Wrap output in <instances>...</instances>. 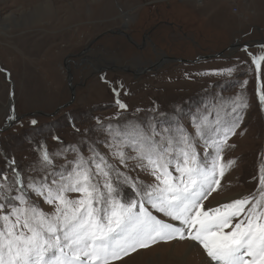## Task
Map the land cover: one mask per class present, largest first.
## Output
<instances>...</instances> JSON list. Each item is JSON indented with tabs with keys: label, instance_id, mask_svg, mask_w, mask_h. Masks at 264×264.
Segmentation results:
<instances>
[{
	"label": "rangeland",
	"instance_id": "374dc122",
	"mask_svg": "<svg viewBox=\"0 0 264 264\" xmlns=\"http://www.w3.org/2000/svg\"><path fill=\"white\" fill-rule=\"evenodd\" d=\"M261 42L264 0H0V128L9 117L10 91L15 117L43 114L23 118L1 133L0 172L6 170V159L14 158L25 177L42 176L33 171L41 144L53 154L56 170L71 168L73 148L88 158L93 142L117 164L102 146L107 137L98 121L113 126L125 120L178 121L194 133V118L206 117L212 126L217 119L229 121L236 115L233 101L242 97L236 103L247 107L236 110L242 120L222 153L223 162L235 163L218 177L220 184L203 207L249 196L257 191L264 167V61L259 67L253 63V57L264 56V47H253ZM242 44L250 48L238 47ZM218 53L224 54L191 63ZM87 58L96 63L95 70L78 73L87 68L85 63L77 66ZM164 58L190 63L156 68ZM103 66L109 68L107 73H98ZM68 77L78 83L73 90ZM72 94L69 107L48 117L68 104ZM196 150L201 157L212 151L202 143ZM130 175L153 182L139 169ZM121 189L123 197H133L130 187ZM78 195L68 193L70 199ZM32 199L44 212L54 211L40 197ZM149 210L165 222L177 223ZM187 240L157 242L113 264H212L202 246H189Z\"/></svg>",
	"mask_w": 264,
	"mask_h": 264
},
{
	"label": "snow or ice",
	"instance_id": "6c2138e0",
	"mask_svg": "<svg viewBox=\"0 0 264 264\" xmlns=\"http://www.w3.org/2000/svg\"><path fill=\"white\" fill-rule=\"evenodd\" d=\"M260 61L264 56L253 57L257 67ZM236 101L231 120L217 119L212 126L206 117L194 118V133L178 121L125 120L115 126L98 121L107 137L102 146L117 164L96 142L89 146L88 158L71 149L76 159L69 162L71 168L60 170L41 144L38 168L33 166L40 177H25L14 158L6 159V170L0 172V264H113L140 248L175 239L202 246L212 264H264V167L255 193L203 207L235 163L223 162L222 153L242 120L236 110L247 107ZM260 102L264 106V95ZM117 104L126 110L119 100ZM201 143L212 149L203 157L196 150ZM137 169L153 182L130 175ZM122 185L131 188L132 198L124 199ZM68 193L79 195L70 199ZM32 196L54 211L44 212ZM149 209L177 223L165 222Z\"/></svg>",
	"mask_w": 264,
	"mask_h": 264
},
{
	"label": "water",
	"instance_id": "95a60500",
	"mask_svg": "<svg viewBox=\"0 0 264 264\" xmlns=\"http://www.w3.org/2000/svg\"><path fill=\"white\" fill-rule=\"evenodd\" d=\"M238 47L250 48V46L247 45V44H242V45H239ZM253 47H264V43H262V42L261 43H257L256 45H253ZM232 48L233 47H230L231 50H232ZM230 49H228V51ZM223 54L224 53H218V54L211 55V56L198 57V58L195 59V61H193L191 63H197V62H200V61H206V60H210V59H214V58H219V57H222ZM163 61L164 62H159L155 67L158 68V67L162 66L164 63H180V64L190 63V62H187V61H184V60H181V59H169V58H164ZM151 70L152 69L150 67V68H147V69L142 70L141 73H145V72L151 71ZM133 75H135V74H133ZM69 82H70V79L68 77V83H67L68 86H69ZM10 87H11V84H10ZM71 90H73V88ZM11 92L12 91H10V99H9V116L14 117L15 119L14 120H9L8 119L6 121V123L0 128V134L3 133L4 131H7L15 122H18L22 118V117H15V115L13 113V99H12V93ZM72 101H73V94H72L71 100H70V102L68 104H65V105L57 108L56 111L53 114L48 115V117L54 116L56 113H58V110H60V109H65V108L69 107L72 104ZM35 115L42 116L43 114H41L39 112H35V113L28 114L26 116H35Z\"/></svg>",
	"mask_w": 264,
	"mask_h": 264
},
{
	"label": "flooded vegetation",
	"instance_id": "af4514ba",
	"mask_svg": "<svg viewBox=\"0 0 264 264\" xmlns=\"http://www.w3.org/2000/svg\"><path fill=\"white\" fill-rule=\"evenodd\" d=\"M84 63H85V65H86V67L87 68H85V67H83V68H80V71L81 72H78V73H80V74H83L84 72L83 71H86V69H92L93 71L95 70V67H96V63H93L92 61H89V59L87 58V60H85V61H81L77 66H81V65H84ZM107 64V63H106ZM106 64H104V66L106 65ZM70 65V64H69ZM72 65V64H71ZM108 66H113L114 64L113 63H108L107 64ZM103 66V68H101V70L100 71H98V73L99 72H105V73H107V71H105V70H107V69H109L108 67H104ZM115 66V65H114ZM140 66V65H139ZM72 67L74 68V66L72 65ZM82 67V66H81ZM141 67V66H140ZM116 68H117V65H116ZM128 71V70H127ZM102 72H101V74H102ZM132 76H133V74L132 73H130ZM89 75H91V73L89 74ZM137 76V75H136ZM98 77V76H97ZM100 78V77H99ZM74 79L72 78V79H70V82H69V86L70 87H74L75 88V86H77L78 85V83H75L74 81H73ZM85 82H86V80L84 81V83L83 84H85ZM86 85V84H85ZM78 87H76V89H77ZM29 114H31V113H29ZM22 118L20 119V120H22L23 118H31V117H33V116H21ZM19 120V121H20ZM1 135H3V134H0V136Z\"/></svg>",
	"mask_w": 264,
	"mask_h": 264
},
{
	"label": "bare ground",
	"instance_id": "6f19581e",
	"mask_svg": "<svg viewBox=\"0 0 264 264\" xmlns=\"http://www.w3.org/2000/svg\"><path fill=\"white\" fill-rule=\"evenodd\" d=\"M61 22V21H60ZM227 202V201H226ZM187 240V239H186ZM188 242H185L186 244H188L189 246L190 245H193L194 243H193V241H191L190 239L189 240H187ZM189 241L191 242V243H189ZM193 243V244H192ZM204 258V257H203ZM206 260V259H205ZM209 264V263H208Z\"/></svg>",
	"mask_w": 264,
	"mask_h": 264
},
{
	"label": "trees",
	"instance_id": "16d2710c",
	"mask_svg": "<svg viewBox=\"0 0 264 264\" xmlns=\"http://www.w3.org/2000/svg\"><path fill=\"white\" fill-rule=\"evenodd\" d=\"M50 123H53V122H50ZM55 123H56V122H55ZM198 154H199V153H198ZM126 198H127V199H130V197H128V196H127V197H124V199H126ZM131 198H132V197H131Z\"/></svg>",
	"mask_w": 264,
	"mask_h": 264
},
{
	"label": "crops",
	"instance_id": "0c3cea01",
	"mask_svg": "<svg viewBox=\"0 0 264 264\" xmlns=\"http://www.w3.org/2000/svg\"><path fill=\"white\" fill-rule=\"evenodd\" d=\"M259 26H256L255 28H258Z\"/></svg>",
	"mask_w": 264,
	"mask_h": 264
},
{
	"label": "built area",
	"instance_id": "2783aa9c",
	"mask_svg": "<svg viewBox=\"0 0 264 264\" xmlns=\"http://www.w3.org/2000/svg\"><path fill=\"white\" fill-rule=\"evenodd\" d=\"M233 12H235V10Z\"/></svg>",
	"mask_w": 264,
	"mask_h": 264
}]
</instances>
